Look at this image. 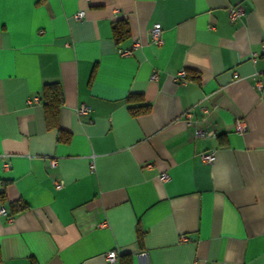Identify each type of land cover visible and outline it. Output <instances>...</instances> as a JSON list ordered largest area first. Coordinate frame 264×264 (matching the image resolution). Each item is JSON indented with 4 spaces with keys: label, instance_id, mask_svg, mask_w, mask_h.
I'll use <instances>...</instances> for the list:
<instances>
[{
    "label": "crops",
    "instance_id": "crops-1",
    "mask_svg": "<svg viewBox=\"0 0 264 264\" xmlns=\"http://www.w3.org/2000/svg\"><path fill=\"white\" fill-rule=\"evenodd\" d=\"M262 42L264 0H0V264H264ZM49 83L67 140L46 127Z\"/></svg>",
    "mask_w": 264,
    "mask_h": 264
},
{
    "label": "built area",
    "instance_id": "built-area-1",
    "mask_svg": "<svg viewBox=\"0 0 264 264\" xmlns=\"http://www.w3.org/2000/svg\"><path fill=\"white\" fill-rule=\"evenodd\" d=\"M243 13H244V7L240 3L230 5L228 8V17H229V20H231V21L234 20L235 18L241 16ZM83 16H84L83 10H79L78 12L73 14V17L75 19H78V20H81L83 18ZM161 32H162V27H161V24L158 22L153 23L149 28V34H150L151 40L156 45H159L162 43ZM138 45H139V42L135 41L133 43L132 47H130V48H119L117 51L121 55H129V54H131V52L134 48L138 47ZM261 51H262V54H264V42L261 43ZM255 55L256 54H252L253 59L256 57ZM155 76H156V74H153L152 78H154ZM174 80L177 82L185 83L186 82L185 70L181 69V70L177 71L174 75ZM256 87L260 92L262 90V88H264V85H262V83L260 81H256ZM33 100L36 101L37 98H33ZM87 110H88V106H86V105H81L78 108V112H85ZM185 118L187 120V123H190L191 113L186 112ZM235 129L238 132H242L244 130V126H243L241 121L238 120L235 122ZM193 134L195 137H200V136H205V135H212L213 132L209 131V132L205 133L201 129H194ZM200 158L204 163L211 164L215 158V152L213 150L201 152ZM3 165H4V167H7L8 164L4 163ZM50 165L52 167H54L56 165V159H51ZM90 168H91V170L94 169L93 164H91ZM159 178L161 180H167L169 178V175L166 171H164L159 175ZM55 185L58 187L60 185V183L56 182ZM0 213L5 214L6 213L5 208H0ZM180 239L185 241V240H187V237L185 235H182ZM105 258L110 263L114 262L117 259L116 251L110 250V251L106 252Z\"/></svg>",
    "mask_w": 264,
    "mask_h": 264
},
{
    "label": "trees",
    "instance_id": "trees-1",
    "mask_svg": "<svg viewBox=\"0 0 264 264\" xmlns=\"http://www.w3.org/2000/svg\"><path fill=\"white\" fill-rule=\"evenodd\" d=\"M128 34V23L125 20H118L113 25V36L116 41H120ZM138 95H129L128 108L131 114L138 115L140 113H146L150 110V104L146 102L138 101ZM44 118L47 128H56L58 131L59 140H67L68 134L63 132L59 127L58 112L63 103L62 91L58 83L45 84L42 91ZM6 181H3L0 188V197H4ZM11 213H17L26 208V205L21 200H16L10 204ZM120 264H131V260L128 256H123Z\"/></svg>",
    "mask_w": 264,
    "mask_h": 264
}]
</instances>
